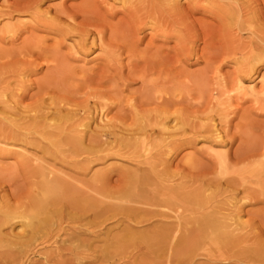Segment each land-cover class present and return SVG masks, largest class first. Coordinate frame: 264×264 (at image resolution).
Masks as SVG:
<instances>
[{
    "label": "rangeland",
    "instance_id": "1",
    "mask_svg": "<svg viewBox=\"0 0 264 264\" xmlns=\"http://www.w3.org/2000/svg\"><path fill=\"white\" fill-rule=\"evenodd\" d=\"M93 1L0 0V93H2L1 95H4L2 97L0 96V120L5 123L4 124L0 121V123L2 124H0V205L4 204L6 201V203L3 206L1 205L0 208L5 207V209H8L9 207V209L11 208L12 210L17 212H26L30 210L29 208H31L30 205L32 196H36V193L37 196L39 195L38 183L40 182L41 177L35 171L37 170L39 165H41V167L44 169L45 176L47 174L48 178H52L55 176L54 178L59 177V179H65L66 182H69V184H75L74 188L80 190L81 186V192H84L85 194H88L89 192V194H91L90 196H93L95 198L97 197L95 195V191L97 190L95 187L99 189L102 185L103 188L106 186V188L104 189H106L107 192H110V190L111 192L115 191V189H118L116 187L120 188L119 185H122L123 172L139 169V165L141 168H144L146 166L142 164L144 166L143 167L141 166V164H139V162H137L142 160V157H140V159L135 158L134 160V158L123 156V153L121 154V156L115 154L118 152H111L110 154L102 158V160L100 159L101 162H99L100 160H98V162L95 161L96 164H94L95 162H93V165L82 171V169H79L77 161H75L77 163H74V166L76 167H73V163H70V161L67 160L65 162L64 160L63 162L61 156L57 155L58 157L55 156L53 158L52 155L50 156V154L45 153L43 148L46 145V141L44 139L42 140V138L38 136V134L35 135L36 133L34 134L32 130H28L26 128V123L28 122L21 121L19 123L20 119H14L17 118L18 115L13 116L14 118L7 117L6 121V115L3 114V101H6L8 105H14V110H29L32 112V110L40 107V104H42V106H49V103L52 104L56 100L60 101V99L62 100L60 101L61 103L68 104L72 99H76V97L77 99L74 100V102L81 101V99L84 98L87 99V97H92L93 94L99 92V89L113 90L114 88L115 91H117L118 97L122 94L120 96L122 98V102L120 101L121 98L119 99L116 96L119 99L118 101L115 95L111 98L112 104L114 106H111V109L107 111L106 117H109L112 122L115 119L122 118V116V119L124 120L127 117L128 112V115L130 117V109L132 107L131 105H133V107H135L137 111H139L140 113H145L148 116L150 115L149 117L151 118H153L156 114L154 110H157V108H159L160 110H166V112L169 113V116L167 117V119H165L167 121L162 120L163 126L165 127L171 128L174 126V128H178L180 127L181 122L184 123L183 127L175 130L176 133L173 132L174 136L172 135L170 137H167L164 142L156 141L155 138L159 139L158 135L156 134L157 131H154L155 133H153V135L156 134L157 136H153V139L155 141L151 139L152 143L157 142L158 145L155 146L156 148L154 147L153 150H151L150 154L152 156L154 155V158L156 156L158 160L160 158L163 160L167 159L165 162H163V164H159L158 162H156L157 169H159V167L160 170L161 168H164V170L167 169L168 174H174L175 176L173 175L171 179L174 180L175 183L183 181L192 183L193 185H197L200 180L207 182V180L215 179L223 182V178L230 177L232 173L228 174V176L224 175L223 178L220 179L215 154L225 151L227 157L231 162H237L241 157L246 156L243 153L244 151L246 154L250 151L246 156L247 158L243 162H238L237 165L232 168L239 169L242 172L246 170V172H244L240 176L241 178L243 177L242 179L244 181H241L238 175H232L233 178L238 181L237 183L241 185L236 186L237 190L233 191L234 194L232 192L228 193L225 197H223V199H221L222 201L227 203L225 204L226 206H223L224 211L222 212L228 218H231L230 222L235 223L236 221L234 225L240 223L239 225H242V227H244H236L239 228L236 233L239 234L243 240L251 239L253 236L258 234L257 231H259V234L261 233L260 237L262 240H264V219H260L262 217L264 218V108L262 109L260 105H257L253 101V96L246 90V87H248V85H254L255 90L260 91V88H262L263 85L262 81H258V79L261 78V75H263L264 78V57L255 62V60L253 61L250 59V54L256 51H261L264 48V0ZM168 2L169 4H167ZM76 5H79L78 8ZM86 15L89 16V18ZM72 16L74 17V19H72ZM83 17H85L86 20L83 19ZM88 19H92L93 21ZM71 20L74 21L72 22ZM77 22H81V25ZM144 22L147 23L142 24ZM245 22H247L248 24ZM85 24H87V26H85ZM101 24L102 27H100ZM8 25L14 27V29L13 27L11 28L13 29L12 34L11 32H5L6 28L4 29V26L6 27ZM74 25L77 28L80 25V29L78 28L79 30H81L82 25V29L90 28V25L97 26L98 28H101L103 30V34L105 36L102 34L100 43H98V41L96 40H93V43H90V38L86 39V41L84 42L83 50L77 51V54H74L73 51L69 49L68 45H70L72 41H76L75 43H77L79 41V37H77V34L73 32L69 34L63 32V29L68 28L69 26L73 27L75 31H79ZM166 28L169 31L166 30ZM16 30L17 32H19V34L15 33ZM13 34L16 36H14ZM88 34H90V32ZM74 35H76V37ZM92 35L93 34L91 33L90 37ZM259 35H262V37H260ZM33 42H35L36 44ZM31 43L34 44V48H32ZM106 45H108V47ZM35 46H37L38 48H35ZM114 47H117L116 50ZM28 48L29 50H32V53L28 54L26 52V50L28 51ZM111 49L114 54L117 53L115 54L117 57L114 59L107 58V52L110 53L109 50ZM53 51L55 53H53ZM21 52L25 55H22ZM46 52L48 53L46 54ZM44 54H46V56ZM218 54H220L219 57ZM20 55L23 57H21ZM35 55L38 57H36ZM53 55H56L54 56L55 59L53 58ZM59 55L60 57H58ZM92 55H94V57H92L93 60L89 59ZM134 55L136 56V58ZM157 55L158 57L155 58V56ZM152 56L154 57L153 62L151 61L153 58ZM162 56H165L168 59H165V57ZM140 57L143 58L140 59ZM61 58L62 61H60ZM64 59H66V63L65 61L63 63ZM119 59L122 63L119 62ZM129 59L131 64L129 62ZM28 60L29 62H27ZM32 60H37L35 61L36 64H33ZM56 60L59 62L58 64L56 63ZM47 62L49 63L48 65H46ZM148 62L149 64H151V66L147 64ZM172 63L174 67L170 66ZM244 63L253 64V69L255 70L251 71L250 73L247 71H243L242 68ZM28 64H30L32 67H30V65L28 66ZM167 64L171 68H169L168 66L165 67ZM161 65L164 66L161 67ZM142 67L145 68L143 69ZM30 68L32 71L30 70ZM52 68L54 72L52 71L51 73ZM65 68H67V70ZM140 68H142V70ZM161 68L162 70L160 71ZM128 69L134 70L137 78L136 76H133L135 74L130 75L128 73ZM147 69H149V72H151L149 73ZM168 69L169 71L171 69L172 73L169 71H167L168 73L165 72ZM57 71H59V74H57ZM105 71L108 74H106ZM141 71H145L146 74L144 75L143 79L138 77ZM55 73L59 77L58 81ZM60 73L63 78H61ZM66 73H68L67 75L69 76V78L66 77ZM118 75L124 78L127 77V81L125 84H122L121 80L118 79ZM168 75L170 80H168ZM64 76L66 78H64ZM101 76H105V79L107 80L97 85V83L92 79ZM112 76L114 78H112L113 82L116 84L108 80ZM88 77L92 78L91 80L93 83L88 79ZM130 79H132V81ZM150 79L153 81H151ZM162 79L165 82L164 85L162 83ZM237 79H239L240 85L237 82ZM60 80L61 88L59 86ZM50 81L52 85H50ZM84 81H87V84H85ZM106 82L109 83L107 84ZM153 82H156L158 84L155 83L154 85ZM56 83H58L57 86ZM83 83L87 85V88L90 90L86 89L87 91H85L84 88H86V86H84ZM128 83L130 85H128ZM171 83L173 84V88H175L172 89L173 91L170 90L172 88L170 86ZM157 85L159 86L157 87ZM153 86H156L157 89H163L164 87L169 88V90L173 92L170 94V97L172 98L171 100L176 101L173 102L176 104L174 105L171 101L168 104L169 106H164L163 104V106L161 104L155 105L154 103H151V105L150 103L146 104V106L142 104L141 106V104L137 103L136 101L133 102L132 100H129L131 99V97L133 98V100L134 98L137 99L140 95L139 93L147 91L148 89H152ZM236 87L240 88V90H237ZM56 88L59 90H57ZM137 89H140V91ZM44 90L47 92H45ZM75 90L77 91L76 94ZM136 91L138 92L137 94L135 93ZM83 92L86 95L83 94ZM87 92L89 93L88 96ZM100 92L102 91L100 90ZM133 92L136 95H139L136 96L135 94H133ZM53 93H55L54 97ZM45 96H47V98L50 97V99L48 98L47 100ZM166 96L167 95H165V97ZM225 97L227 99H225ZM260 97L263 96L260 95ZM43 99L46 100L43 101ZM92 100L93 99H89L88 101L91 102ZM115 102H118L119 104ZM77 103L79 102H76V105H72V103L68 105L78 106L81 102L79 104ZM152 104L154 105V108ZM147 105H150L152 108L148 107ZM128 106L131 107L129 108ZM22 107L24 109H22ZM26 107L27 109H25ZM117 107L119 109H117ZM120 108H122L121 112L125 111L126 114L123 113L122 115V113L120 112ZM127 110L130 111L127 112ZM64 111L65 110H63L62 113ZM150 111L151 113L153 112V114H151ZM49 112H51V110H49ZM115 112L117 116L114 114ZM44 116H46L47 118H41L42 120L44 119L43 121L47 124L49 123L48 125H53L55 123L52 122L53 116L51 113H45ZM126 119L124 121H126L125 123L127 124V121L128 123L130 121L128 117ZM97 122L98 119L97 121H94V117L93 119H90L88 121V129L85 128V132L87 131V133H89L90 131H92ZM199 122L204 123L208 126V128L217 130L218 135L213 136L208 134L207 131H201L200 136H197L195 129ZM191 125L195 126L191 127ZM7 127H10L14 131V133L6 131L4 133L3 129L6 130ZM191 128H193V132ZM183 133H186V135ZM20 134H24L22 135L23 137L20 136ZM160 143L162 144V146ZM169 148L171 149L168 153L167 150ZM162 150L163 153H161ZM165 152L168 154H165ZM231 159H233V161ZM135 163L138 165H136ZM42 164L44 166H42ZM48 166H50V169L52 168L53 172L47 171L50 170ZM102 169H107V176L105 177L106 181H103L104 183H102L101 185L91 184L92 174H94L96 171H103ZM260 170L263 172L261 173ZM50 172H52V175L50 174ZM59 175L65 178H62ZM72 176H74L73 179ZM78 177L81 180L80 182L78 181ZM78 186L79 188H77ZM241 186L243 188L246 186L247 189L250 191L252 190V192H248L247 196H243V194L240 192V190L242 189ZM94 188L96 189L95 191ZM260 189L262 192H259ZM253 191H255V194H253ZM97 195L99 197V194ZM99 199L103 201L105 200V202L108 201V198L101 197ZM28 203L30 205H28ZM5 205H7V207ZM20 207L22 208L21 210ZM16 219L11 220L12 222L5 224V226L3 225L4 227H0L2 228L0 229V233L2 235H6L7 237L9 236V234V237L19 234L26 235L27 237L29 235V228L26 227V231H24L25 228L22 227V220H20L19 218ZM85 221H91V218H86ZM124 223L125 222L117 221L115 218H111L110 220L105 221L103 226H100L98 228H89L91 232H100L97 237H93V233L88 236L87 232L81 235L82 238L90 239L92 241L91 248L96 251L92 253L96 258L92 257L91 259H84L85 261L82 260L81 264H167L165 263L166 258L164 251L161 252L158 256L153 257L145 252L140 253V251H143V249L138 250V248L129 249L128 251L130 253L126 254L127 256L125 257V259L121 258V256L119 255H116V257L114 256L102 258L101 253H99V249L106 246L104 242L105 238L116 234L117 231L125 225ZM61 224L62 231L60 230V233L58 232V235L54 239L55 241L57 238L65 239L66 235L69 233L70 235L73 234L71 229L73 227L72 224L67 222H64L65 225L63 223ZM254 226L257 228H255ZM149 228L150 226L148 225H135L134 227V229L136 230H144ZM106 230H108L109 232V235L107 237L105 235ZM59 234L61 236H64L61 237ZM51 240L53 239H50V241L48 240L49 242H45L46 244L43 243L42 248L41 245L38 248L35 247L36 249L33 248L32 245L29 246L25 261L24 259H22L23 261H19V264H75V261L71 259L72 257L69 254L68 250H61L62 255L59 253L60 250H55V246L60 245L58 243L59 240L56 242L58 244H56L54 240ZM0 248L2 251L3 247ZM13 250L15 251L14 248ZM110 250L112 251V249ZM10 252L12 253L11 255L10 253L8 254L10 257H14V255H17L15 254V252L17 251L12 252V249H10ZM58 255L59 258L57 257ZM131 256H133V258ZM9 260L10 259H8L6 262H8ZM209 260H212V258L209 259L208 256H195L193 262L207 263L209 262ZM214 262L215 264H227L223 261ZM8 263L14 264L16 263V261H9ZM172 263L180 264L176 261L168 262V264Z\"/></svg>",
    "mask_w": 264,
    "mask_h": 264
},
{
    "label": "bare ground",
    "instance_id": "2",
    "mask_svg": "<svg viewBox=\"0 0 264 264\" xmlns=\"http://www.w3.org/2000/svg\"><path fill=\"white\" fill-rule=\"evenodd\" d=\"M167 4H169V2ZM78 6H77V8H78ZM92 6H94V5H92ZM94 8H96V7H94ZM78 11H80V10H78ZM97 11H98V9H97ZM70 15H71V13H70ZM87 17L89 18V16H87ZM37 19H39V18H37ZM72 19H74V17ZM83 19H85V17H83ZM88 20H92V19H88ZM71 21L73 22L74 20H71ZM34 23H35V21H34ZM79 23L81 25V22H79ZM146 23L144 22L142 24H146ZM152 23H154V22H152ZM245 23H247V22H245ZM91 24H92V22H91ZM80 25H79V27H80ZM85 26H87V24H85ZM155 26H154V28H155ZM12 27L13 26H9V25L6 27L4 26V29L6 28L5 32H7V33L11 32V34H12L13 29H14V27H13V29H11ZM82 27H83V25L81 26V30H79L80 28L78 29L76 27L79 31H75L73 29V27H70V26L68 28H65V29L62 28L64 33L69 34V33L73 32V33L77 34V37H79V41L77 43H75L76 41L75 42L72 41V43L70 45H68L69 49L71 51H73L74 54H77V51L83 50L84 42L88 38H90V43H93V40L98 41V43L101 42V38H102V34H103V30L101 28H98L97 26H94V25H90V28H83L82 29ZM88 27H89V25H88ZM100 27H102V24ZM161 27H162V25H161ZM157 28H158V26H157ZM166 30H168V29L166 28ZM89 32H90V34L91 33L93 34L91 37H90V34H88ZM15 33L19 34V32H17V30L15 31ZM14 36H16V35H14ZM74 36L76 37V35H74ZM259 36L262 37V35H259ZM68 38H71V37H68ZM129 40H130V38H129ZM33 43H35V42H33ZM263 44H264V42H263ZM33 45L34 44H32V48H34ZM135 45H136V42H135ZM40 46H42V45H40ZM65 46H67V45H65ZM106 46L108 47V45H106ZM36 47L37 46H35V48ZM38 47H39V45H38ZM57 48H58V46H57ZM116 48H115V50H116ZM25 49H26V47H25ZM56 49H55V51H56ZM20 51H21V48H20ZM45 51H46V49H45ZM109 51H110V53L107 52V58L114 59L117 57L115 55L117 53L114 54L112 49ZM26 52L29 54V53H32V50L31 49L29 50V48H28V51L26 50ZM116 52H118V51H116ZM47 53L48 52H46V54ZM53 53H55V52L53 51ZM60 53H61V51H60ZM81 53H83V52H81ZM46 54H44V55L46 56ZM22 55H25V54L22 53ZM219 55L220 54H218V57H219ZM54 56H56V55H53V58H54ZM134 56H133V58H134ZM21 57H23V56H21ZM36 57H38V56H36ZM58 57H60V55ZM92 57H94V55H92L89 59H92ZM156 57H158V55L155 56V58ZM162 57H165V56H162ZM262 57H264V48L261 51H258V52L256 51V52H253L250 54V59L253 61L255 60V62L257 60H260ZM135 58H136V56H135ZM138 58H139V56H138ZM142 58L140 57V59H142ZM153 59H154V57L151 60L152 62H153ZM165 59H168V58L165 57ZM37 60H34V61L32 60L33 64H36L35 61H37ZM65 60L66 59L63 60V63ZM60 61H62V58ZM108 61H110V60H108ZM120 61L121 60L119 59V62ZM27 62H29V60ZM41 62H42V60H41ZM115 62H116V60H115ZM129 62H130V59H129ZM56 63L58 64L59 62L57 61ZM65 63H66V61H65ZM120 63H122V62H120ZM48 64L49 63L47 62L46 65H48ZM130 64H131V62H130ZM147 64H149V62ZM29 65L30 64H28V66ZM111 65H109V66H111ZM144 65H146V64H144ZM149 65L151 66V64H149ZM149 65H148V67H149ZM119 66H120V64H119ZM163 66L161 65V67H163ZM167 66H168V64L165 67H167ZM170 66L174 67L173 63ZM30 67H32V66L30 65ZM253 67H254L253 64L244 63L242 70L250 73L251 71L255 70V69H253ZM142 68L144 69L145 67H142ZM142 68H140V69L142 70ZM169 68H171V67H169ZM65 69L67 70V68H65ZM106 69H104V70H106ZM116 69H117V67H116ZM149 69H147L148 72H149ZM30 70H31V68H30ZM161 70H162V68L160 69V71ZM31 71H30V73H31ZM52 71L54 72L53 68L51 70V73H52ZM167 71H169V69L166 70L165 72H167ZM57 72L56 73L59 74V71H57ZM62 72H64V71H62ZM155 72H156V70H155ZM169 72H171V69ZM56 73H55V76H56L57 81H58L59 77H58V75H56ZM105 73H106V71H105ZM109 73H111V72H109ZM128 73L130 75H133V74H135V71L128 69ZM26 74H27V72H26ZM67 74L68 73H66V75ZM106 74H108V73H106ZM144 75H146L145 71H141L139 73L138 77L143 79ZM60 76H61V73H60ZM65 76H64V78H66V77L69 78L68 75L66 77ZM133 76H136V74ZM91 77L90 78L88 77V79L91 80L92 79ZM155 77H156V75H155ZM167 77H168V80H170L169 75ZM61 78H63V77L61 76ZM112 78H113V76L108 80L111 81L112 83H114L113 82L114 78L113 79ZM136 78H137V76H136ZM170 78H171V76H170ZM23 79H25V78H23ZM118 79L121 80L122 84H125L127 81L126 80L127 77L124 78V77L119 76ZM92 80L95 81L97 83V85H99L100 83L105 82L107 79H105V76H101V77L94 78ZM92 80H91V82H92ZM130 80L132 81V79H130ZM237 80H238L237 82L240 85L239 79H237ZM259 80H261L262 84H263L262 88H260L261 89L260 91H256L254 88V85H248V87H246V90H247V92H249L253 96V101L257 105H260V107H262V109H263L264 108V101H263L264 100V78H263V75H261V78L258 79V81ZM53 81H56V80H53ZM151 81H153V80H151ZM162 81H163V79H162ZM199 81H201V80H199ZM60 82H61V80L59 81V83ZM86 82L84 81L85 84H87ZM147 83H148V81H147ZM155 83H154V85H155ZM162 83L164 85L165 82L163 81ZM57 84L58 83H56V86H57ZM77 84H75V85H77ZM85 84H84V86H86V88H84V89H85V91H87L86 89H88V88H87V85H85ZM114 84H116V83H114ZM114 84H113V86H114ZM150 84H151V82H150ZM156 84H158V83H156ZM50 85H52L51 81H50ZM88 85H89V83H88ZM128 85H130V84L128 83ZM172 85L173 84L171 83L170 86L172 88L170 90L175 89V88H173ZM59 86L61 88V83ZM80 86H81V84H80ZM84 86H82V87H84ZM158 86L159 85H157V87ZM168 86H169V84H168ZM155 87L153 86L152 89H148V90L146 89L147 91L139 93L140 94V95L138 94L139 97L137 99L134 98V100L130 95L131 99H129V100H132L133 102L136 101L137 103L141 104V106H142V104H144L146 106V104H149V103H150V105H151V103H154L155 105H157V104L162 105L163 104L164 106H167L171 101H172V103L176 102L174 100H171L172 98L170 97V94L173 93L172 92L173 90L170 91L169 88H166L164 86H163L164 87L163 89H157V87L156 88ZM161 87H162V85H161ZM139 88H140V86H139ZM148 88H149V86H148ZM93 89H94V87H93ZM110 89H111V87H110ZM57 90H59V89H57ZM88 90H90V89H88ZM100 90L102 92H100ZM116 90H117V88H116ZM137 90L140 91V89H137ZM220 90H221V88H220ZM237 90H240V88H237ZM45 92H47V91H45ZM76 92L77 91L75 90V94H76ZM84 92H83V94H85ZM174 92H175V90H174ZM135 93L137 94L138 92L136 91ZM135 93L133 92V94H135ZM1 94L2 93H0L1 97L4 96ZM54 94L55 93H53V97H54ZM116 94H117V91H115L114 88H113V90L99 89V92H96L90 98L87 97L89 95V93L87 94V96H86L87 99L88 98L93 99L91 102H89L88 101L89 99L87 100L86 98H84V99L80 98L81 101H75L74 102V100H76L77 97H76V99L74 98V100L72 98H70L72 100L68 104L72 103V105H74V104L76 105V102H79V103L81 102L80 105H78V106H70L67 103L63 104L60 102V101H62L60 99L61 98L60 97L59 98L60 101L56 100L52 104L49 103V106H42V104H40V107H38L35 110H32V112L29 110H21V111L14 110V107H13L14 105L13 106H11L12 104L8 105V103L6 101L5 102L3 101V104L1 103L2 105H4L3 106V110H4L3 114L6 115V121H7V117H13L15 115H18L17 118H14V117L13 118L14 119H20L19 123L21 121L28 122V123H26V128L28 130H32V132L34 134L36 133L35 135L38 134V136H40L42 138V140L44 139L46 141V145L43 148L45 153L50 154V156L52 155L53 158L55 156L59 155L63 159L62 160L63 162H64V160H65V162L68 160V161H70V163H73V167H76V166H74V163L78 162L77 164L79 165V169H82V171L85 170L86 168L90 167L91 165H93L92 164L93 162H95V161L98 162V160H100V159L102 160V158H104L105 156H107L111 152L112 153L118 152V153H115L118 155H121L123 153V156L134 158V160H135V158L140 159V157H142V160L137 161V162H139V164H141V166H143V165H146V166L145 167L143 166L144 168H141L139 165V169H135L134 171L123 172V177H122L123 181L121 179L122 185H119L120 188L116 187L118 189H115V191H112V192H111V190H110V192H107L106 189H104V188H106V186L103 188V186L101 185L102 183H104L103 181H106L105 177L107 176L106 175L107 169L106 170L102 169L103 171H96L91 176V184H94V185L99 184L101 186L99 189L97 187H95L97 190L94 188V191L96 190L95 195L98 197L97 194H99V197L95 198L93 196H90L91 194H89V192H88V194L81 192L80 191V190H82L81 186H80V190L74 188L75 184H69V182H66L65 179H59V177L54 178L55 176L52 178H48L47 174L45 176L44 169L41 167V165H39L37 170H35L38 173V175L41 177V180L38 183L39 195L37 196V193L35 192L36 196H34V197L32 196L31 205L28 203V205H30L31 208H29L27 206L30 210L26 207L29 211H26V212L20 211L22 209L21 208L22 206L20 207V210H19L20 212L14 211L11 208H10L11 209L10 210L9 207H8L9 210L5 209V207L0 208V227H4L5 224L12 222L11 220L19 218L20 220H22V227L25 228L24 231H26V227L29 228V235L27 237H26V235H23V234L22 235L21 234L14 235L12 237H9L10 236V234H9V236L7 237L6 235H2L0 233V247L4 248V250L2 248V251L0 248V264H6L9 261L10 262L16 261V263L19 264V261H21V262L23 261L22 259H24V261H25L26 253L28 252V247L32 245L33 248H35V247L38 248L41 245V248H42L43 243L46 244L45 242H47L48 240L50 241V239L54 240L55 237L58 235V232L60 233V230L62 229L61 223L64 224V222L72 224L73 227L72 228L70 227V228L72 229L73 234L72 235H70V233L67 234L65 239H61V238L58 239L57 238L56 241L54 240L55 243L59 240L58 243L60 244V245L55 246V250L56 251L60 250V252H59L60 254H61V250H64V249L68 250L69 254L72 257L71 259H73L75 261V264H81L82 260H84V259H91L92 257L96 258L92 254L93 252H96L95 250H93L91 248L92 241L90 239L82 238L81 235H83V234H85V232H87L88 236H90L93 233L94 234L93 237H97L100 234V232H96V231L91 232L89 228H91V227L92 228H96V227L98 228L100 226H103L105 221L110 220L111 218H115L119 222H125L124 223L125 225L121 229H119L116 234H113V235L109 236L108 238H105L104 242H105L106 246H104V248L99 249V253H101L102 258L103 257H114V256L116 257V255L117 256L119 255V256H121V258L125 259V257L127 256L126 254L130 253L128 251L129 249L138 248V250L143 249V251H140V253L145 252V253L153 256V257L158 256L161 252L164 251L165 252V258H166L165 263H167V264H168V262H171V261H176L177 263H180V264H215L214 261H219V262L223 261L227 264H264V240H262L260 237L261 233L259 234V231H257L258 234L253 236L251 239L243 240L241 238V236L236 233V231H238V229L240 227H242V225H239L240 223L239 224L237 223L236 225H234L236 223V221H235V223L230 222L231 218H228L222 212V211H224L223 206L227 203L222 201L221 199H223V197H225L228 193H231V192L233 193V191L237 190V187H236L237 185H239V186L241 185V184L237 183L238 181H236L232 175L236 174L240 177L244 172H246V170H244L242 172L239 169H232V168L235 165H237L238 162H243L247 158L246 156L250 151L247 154L244 151L243 153L246 156L241 157L237 162H231L229 160V158L227 157V154L225 151L222 153H216L215 154L216 155V164L218 167V174L220 175V179H222L224 175L228 176V174L232 173L230 176L231 178L230 177H224L223 182H220L219 180L215 179V180H207V182L200 180V182L197 185H193L192 183L183 182L182 180H181L182 182L175 183L174 180L171 179V177H173L174 174H172V175L168 174L167 169L164 170V168L163 169L161 168V170H160V167H159V169H157L156 162H158L159 164H163V162H165L167 159L163 160L160 158L158 160L156 158V156L154 158L153 157L154 155L152 156L150 154V152H151V150H153V148L155 146L158 145V143H157L158 141L164 142V140L167 137H170L173 135V132L176 133L175 130L183 127L184 123L181 122V125L178 128H174V126L171 128L165 127V126H163L162 120L167 119V117L169 116V113L166 112V110H164V109L160 110L159 108H157V110H154L156 114L154 113L155 114L154 117L151 118V117H149L150 115L148 116L145 113H140L139 111H137L135 109V107H133V105H131L132 107L128 106L129 108L131 107V109H130L131 111L127 110V112L128 111L131 112L130 117L128 115L129 112L127 114V117L130 121L129 123H128V121H127V124L125 123L126 121H124V120L127 117L126 118L124 117L125 119L123 120L122 119L123 116H122V118L115 119L112 122V120L109 117H106V114H107V111L109 109H111V106H114L112 104L111 98L114 95H115V97L116 96L118 97V94L117 95ZM138 95H136V96H138ZM165 95H167V96L165 97ZM172 95H174V94H172ZM260 95L263 97H260ZM39 96H40V94H39ZM41 96H43V95H41ZM120 96L118 97L119 99L121 98ZM45 97L47 98V96H45ZM117 97H116V99L119 101V99ZM228 97H229V95H228ZM48 98L50 99V97H48ZM48 98H47V100H48ZM116 99H113V100H116ZM225 99H227V98L225 97ZM45 100L43 99V101H45ZM121 100H122V98L120 99V101ZM123 101H124V99H123ZM226 101H228V100H226ZM73 102H74V104H73ZM5 103H7V104H5ZM79 103H77V104H79ZM115 103H118V102H115ZM173 104L175 105L176 103H173ZM219 104H222V103H219ZM150 105H147V106L152 108ZM152 106L154 108L153 104H152ZM124 107H126V106H124ZM122 108H120V112H121ZM22 109H24V108L22 107ZM25 109H27V107ZM117 109H119V108L117 107ZM49 110H51V112H49ZM63 110H65V111L62 113ZM0 111H1V109H0ZM141 112H142V110H141ZM45 113H51L52 114V116H53L52 122H55L53 125H48L49 123L47 124L46 122L43 121L44 119L47 118L46 116H44ZM121 113L123 115V113H125V111H123ZM150 113H151V111H150ZM114 114L116 115V112ZM151 114H153V112ZM3 117H5V116H3ZM41 117L44 119L42 120ZM93 117H94V121L95 120L97 121V119H98V122L95 124V127L92 126L93 127L92 131H90V132L88 131L89 133H87V131L85 132V128L88 127V125H89L88 121L90 119H93ZM2 120H4V119H2ZM165 121H167V120H165ZM1 122H3V121H1ZM8 122H10V121H8ZM193 126H195V125H191V127H193ZM49 129H51V130H49ZM192 129L193 128H191V130ZM182 130H183V128H182ZM3 131H4V133H5V131L14 133V131L10 127L9 128L7 127L6 130L3 129ZM154 131H157L156 134L158 135L159 139L155 138L157 142L152 143V140H154L153 136H156V134L153 135V133H155ZM193 131L194 130H192V132ZM195 131L197 133V136H200L201 131H207L208 134L213 135V136L218 135L217 130L208 128L207 125H205L204 123H201V122H199L197 124ZM25 132H27V131H25ZM183 134L186 135V133H183ZM22 135H24V134H20V136H22ZM41 138H40V140H41ZM35 139H36V137H35ZM108 139H111V140H108ZM30 142H32V141H30ZM161 146H162V144H161ZM167 147H169V146H167ZM170 149L171 148H169L168 150L166 149L168 153L170 152ZM159 152H161V151H159ZM217 152H220V151H217ZM124 153H125V155H124ZM161 153H163V150ZM168 153L165 152V154H168ZM20 156H22V155H20ZM110 156H112V155H110ZM101 160L99 162H101ZM231 160L233 161V159H231ZM75 161H77V162H75ZM43 164H42V166H44ZM94 164H96V162ZM136 165H138V164H136ZM262 166H263V164H262ZM49 167L50 166H48V168ZM51 167H54V166H51ZM136 167H138V166H136ZM263 168H262V170H263ZM33 170H34V168H33ZM128 170H129V168H128ZM47 171H52V168L50 170H47ZM52 172H50V174ZM262 172L263 171H261V173ZM78 173H79V171H78ZM81 173H83V172H81ZM55 174H56V172H55ZM238 176H236V177H238ZM60 177H62V176H60ZM70 177H71V175H70ZM73 177L74 176H72V179H73ZM62 178H65V177H62ZM242 178L240 177L241 181H244ZM78 181L79 182L81 181L80 178ZM87 185H89V184H87ZM242 186H241L242 189L240 190V192L243 194V196L244 195L247 196L248 192H252V190L251 191L248 190L246 186H245L246 188L245 187L243 188ZM77 188H79V186ZM238 189H239V187H238ZM107 190H109V189H107ZM255 191H253L254 192L253 194H255ZM260 191H261V189L259 190V192ZM3 194H5V193H3ZM100 196L103 198H108V201L105 202V200L103 201V200L99 199V198H101ZM5 203H6V201H5ZM4 204H1V205L3 206ZM23 205H25V204H23ZM5 206L7 207V205H5ZM8 206H9V204H8ZM86 218H91V221H85ZM260 219L263 220L264 218L262 217ZM16 221H17V219H16ZM135 225H148V226H150V228L144 229V230H136V229H134ZM238 226H239V228H236ZM242 228H244V227H242ZM255 228H257V227H255ZM0 229H2V228H0ZM78 230H81V231H78ZM108 230L105 231L106 237L109 235ZM27 232H28V230H27ZM66 233H68V232H66ZM110 234H112V233H110ZM63 236H61V237H63ZM262 238H263V236H262ZM53 240H51V241H53ZM58 243H56V244H58ZM140 247H141V249H140ZM13 248L17 252H15L13 250ZM10 249H12V252H15V254H17V255H14V257H12V256L10 257L8 255L9 253H10V255L12 254L10 252ZM110 249H112V251ZM63 253H64V251H63ZM195 256H208L209 259L212 258V260H209V262H207V263L206 262L205 263H194L193 259ZM57 257L59 258V255ZM131 257L133 258V256H131ZM8 259H10V260L8 262H6ZM26 260H27V258H26ZM54 261H55V259H54ZM16 263H14V264H16Z\"/></svg>",
    "mask_w": 264,
    "mask_h": 264
}]
</instances>
